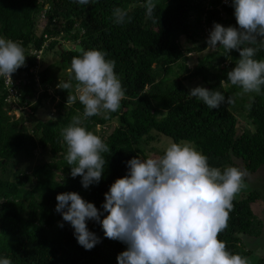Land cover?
I'll use <instances>...</instances> for the list:
<instances>
[{"label": "trees", "instance_id": "trees-1", "mask_svg": "<svg viewBox=\"0 0 264 264\" xmlns=\"http://www.w3.org/2000/svg\"><path fill=\"white\" fill-rule=\"evenodd\" d=\"M145 3L0 0V37L22 45L26 55L25 64L16 70L27 75L20 88L21 101L34 111L41 96L49 97L56 109L55 116L37 120L29 131L23 111L19 116L9 113L7 91L0 78V258L7 257L12 264H118L117 256L127 245L106 238L101 225L88 220L87 227L99 242L91 250L80 246L72 226L55 210L56 196L75 191L102 211L104 193L126 175V162L134 156L155 157L147 146L157 140V134H163L172 142L193 144L208 157L210 166L246 170L245 181L252 180L233 200L228 227L218 239L230 252L248 257L251 264H264V242L259 244L264 239V86L260 94L242 93L228 81L227 72L235 66L238 51L207 48L205 42L183 47L180 41L181 37L191 43L207 40L214 22L238 27L234 8L221 0H156L154 18L148 19ZM117 7L128 14L123 24L113 22L112 11ZM43 9L46 20L38 33L37 18ZM61 40L69 45H62ZM258 47L255 58L264 59V46ZM43 49L55 50L57 59L37 72V78L38 51ZM81 49H97L106 59L114 60L125 92L120 109L109 119L93 116L85 121L87 130L96 135L97 125L102 127L113 119L117 122L101 137L111 149L103 154L107 163L102 179L87 189L80 176L70 175L64 159L66 145L60 136L72 116L83 112L78 99L67 103V96L75 95L77 83L71 60ZM193 51L203 52L189 68L186 53ZM157 70L162 72L160 77ZM193 78L226 98L232 96L234 103L210 109L189 97L191 88L184 81ZM60 82L70 83L72 88L61 89ZM37 83L48 84L53 90L51 94L44 91L32 103ZM38 149L47 151L51 159L41 157L38 168L25 170L15 164L21 158H34ZM162 152L157 150L158 156ZM103 215L106 213L101 219ZM248 241L256 243L250 246Z\"/></svg>", "mask_w": 264, "mask_h": 264}, {"label": "clouds", "instance_id": "clouds-1", "mask_svg": "<svg viewBox=\"0 0 264 264\" xmlns=\"http://www.w3.org/2000/svg\"><path fill=\"white\" fill-rule=\"evenodd\" d=\"M74 2L85 5L91 0ZM231 4L238 27L214 22L206 43L211 49L222 46L227 52L238 51L235 66L227 72L228 81L242 93L260 94L264 59L255 57L258 46H264V0H231ZM143 7L146 17L153 19L156 0H146ZM112 16L114 23L123 24L128 14L117 7ZM80 53L71 60L77 83L75 95H68L67 103L78 99L83 112L72 116L60 136L66 145L64 159L70 175L80 176L87 189L101 181L107 163L103 154L111 149L87 130L85 121L93 116L109 119L120 109L125 92L114 60L106 59L97 49H81ZM25 58L22 45L0 37V77L11 79ZM58 87L69 90L72 85L60 82ZM188 95L210 109L234 103L232 96L226 98L224 93L203 86L191 88ZM126 164V175L104 193L102 211L78 192L57 194L55 210L72 226L80 246L91 250L99 242L87 227V221L92 220L101 225L106 238L127 245L117 256L118 264H251L248 257L230 252L218 239L228 227L233 200L246 187V170L232 165L223 170L210 166L206 155L184 141L169 143L159 156H134ZM103 213L106 215L101 219ZM0 264L12 261L4 257Z\"/></svg>", "mask_w": 264, "mask_h": 264}, {"label": "rangeland", "instance_id": "rangeland-1", "mask_svg": "<svg viewBox=\"0 0 264 264\" xmlns=\"http://www.w3.org/2000/svg\"><path fill=\"white\" fill-rule=\"evenodd\" d=\"M46 7V5H45ZM43 13V14H42ZM44 15V9L41 11V13L39 14V17L37 18V32L40 33L43 29V26L45 24V20L46 17L43 16ZM182 46L183 47H187V46H192L194 44H202L203 42L206 43V39H200L197 43L193 42L191 43L190 41L185 40L184 37H181L180 39ZM61 44H66L69 45L67 42L62 41L61 40ZM208 48V45H207ZM203 51H201L200 53L193 51L191 53V55H187L188 57V66L189 68H191L192 66H194L197 62V56H199V54H202ZM206 52V51H205ZM57 59V54L55 53V50H47V49H43L42 52L38 51V57H37V63H36V70H35V74L37 75V72L41 71L43 68H45L46 66H48L49 64H54V61ZM65 71L59 73L60 76L64 75ZM22 73H19L18 71L15 73H13V75H15L14 79L16 82V85L18 87V89L20 90V88H22L24 86V82L25 79H27V75H21ZM162 74L161 70H157V77H160ZM38 78V75H37ZM36 78V79H37ZM56 78V77H55ZM61 79H63L61 77ZM60 80V77H58L57 79H55V82H58ZM184 83L189 87V88H194L196 86H202V82L199 78H193L190 80H185ZM48 85V84H47ZM46 84H42V83H37L35 85V92L33 97L31 98V102L34 103L36 101V99L38 97H40V94L43 93L44 91H47L48 94H51L53 88L52 86H47ZM21 92V90H20ZM41 104L37 107V109H35L34 111H32L30 109V107L28 105H26L23 101H19V103L16 106H12L9 103V106L12 107L13 109L10 110L9 113L14 114L15 116H18L19 114H21V111L24 112V118H25V126H27L28 130L31 131L33 125L36 123L37 120H46L50 117L55 116V112L56 109L54 107V103L51 101V99L49 97H44L41 96ZM8 102H10V100L8 99ZM6 101V103H8ZM8 106V105H7ZM8 106V107H9ZM28 117V119H27ZM239 120L241 122H243V120L241 118H239ZM117 124L116 119H113L111 121H109L106 125L104 126H99L97 125L95 127V130L98 132L97 135L99 137L105 138L106 135L108 133H110V131L113 129V127ZM172 140L171 138L164 136L163 134H157V140L150 143L147 147L149 149L152 150H148L150 154L154 155V156H158L157 154V150H163L169 143H171ZM41 157H43L44 159H51V156L48 154L47 151L45 150H40L38 149L35 153V157L31 158V159H18L16 160L15 164L20 166L21 169H32L34 167L38 168L40 163H41ZM27 160V161H26ZM2 173V170L0 169V174ZM255 178V177H252ZM252 180V179H251ZM248 178V181H245V184L247 185V183H249L251 181ZM264 239L261 240L259 242V244L263 243ZM250 246H253L254 243H256L255 241H248ZM245 246V244H243ZM264 250V245L261 246Z\"/></svg>", "mask_w": 264, "mask_h": 264}, {"label": "built area", "instance_id": "built-area-1", "mask_svg": "<svg viewBox=\"0 0 264 264\" xmlns=\"http://www.w3.org/2000/svg\"><path fill=\"white\" fill-rule=\"evenodd\" d=\"M221 3L228 5V4L231 3V0H221ZM39 52H41V50ZM14 77H15V75H13V74L11 75V79H7L5 77H0L3 80L4 88L7 91V95H6L5 101L8 102V99L10 100V102L7 103L8 106H9V103L12 106H16L19 103V101H21V98H20L21 92H20V90L18 89V87L16 85ZM12 109L13 108L10 107V110H12Z\"/></svg>", "mask_w": 264, "mask_h": 264}, {"label": "bare ground", "instance_id": "bare-ground-1", "mask_svg": "<svg viewBox=\"0 0 264 264\" xmlns=\"http://www.w3.org/2000/svg\"><path fill=\"white\" fill-rule=\"evenodd\" d=\"M222 4V3H221ZM225 5H227V4H225Z\"/></svg>", "mask_w": 264, "mask_h": 264}]
</instances>
